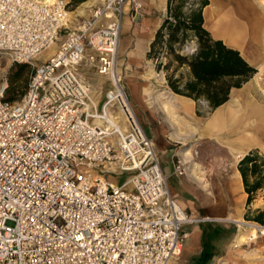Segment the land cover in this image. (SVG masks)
Wrapping results in <instances>:
<instances>
[{
	"label": "built area",
	"instance_id": "obj_1",
	"mask_svg": "<svg viewBox=\"0 0 264 264\" xmlns=\"http://www.w3.org/2000/svg\"><path fill=\"white\" fill-rule=\"evenodd\" d=\"M188 4V3H187ZM95 0H0V53L34 66L22 97L0 89V264H177L192 222L171 197L154 142L117 72L126 9ZM72 24V26H68ZM91 68L111 89L98 105ZM128 173L121 184L104 174ZM174 171L185 173L178 160Z\"/></svg>",
	"mask_w": 264,
	"mask_h": 264
},
{
	"label": "crops",
	"instance_id": "obj_2",
	"mask_svg": "<svg viewBox=\"0 0 264 264\" xmlns=\"http://www.w3.org/2000/svg\"><path fill=\"white\" fill-rule=\"evenodd\" d=\"M89 1L91 4L92 0ZM136 1L141 6L139 12L133 13L127 7L120 30L118 53L126 55L125 62L146 57L167 7V0ZM263 1L208 0L202 10L204 27L215 39L239 51L257 70L256 74L264 69ZM253 80L259 83L256 78ZM253 84L231 89L229 99L207 118L196 114L192 99L171 91L170 103L166 102V111L171 110L170 119L151 129L139 120L154 142L171 197L192 220L182 227L188 237L177 264H210L214 243L219 240L215 231L219 221L244 219L247 193L237 164L250 150L264 154V103L246 99L253 90L260 94ZM139 96L147 108L143 93ZM180 142L190 147L176 149L175 143ZM163 155H169L168 168L162 165ZM178 160L185 166L181 175L174 171ZM260 190L251 203L253 208L262 206L264 187ZM220 244L226 243L220 240Z\"/></svg>",
	"mask_w": 264,
	"mask_h": 264
},
{
	"label": "trees",
	"instance_id": "obj_3",
	"mask_svg": "<svg viewBox=\"0 0 264 264\" xmlns=\"http://www.w3.org/2000/svg\"><path fill=\"white\" fill-rule=\"evenodd\" d=\"M81 1L69 0L68 6ZM207 4L208 0H167L163 21L146 52V58L155 62L156 71L164 72L168 88L196 103L197 115H202L198 109L200 100L211 112L229 99L231 89L241 87L256 72L239 51L215 39L204 27L202 10ZM163 58H167L166 62H162ZM24 92L14 95L8 87L3 99L14 102ZM237 168L248 206L264 187V156L257 149L250 150ZM244 218L264 225V208L255 209L252 216L247 208Z\"/></svg>",
	"mask_w": 264,
	"mask_h": 264
},
{
	"label": "rangeland",
	"instance_id": "obj_4",
	"mask_svg": "<svg viewBox=\"0 0 264 264\" xmlns=\"http://www.w3.org/2000/svg\"><path fill=\"white\" fill-rule=\"evenodd\" d=\"M85 1L87 0L77 2V5L70 4L71 6L69 7V10L72 12L70 14L72 18H76L75 15L79 14L77 10L79 7L81 10H84V8L81 7V4ZM68 26H72V24H68ZM121 35L124 40V34ZM56 44L57 47L55 50L58 49V43ZM52 54L53 53L49 48L40 53L29 63H16L11 62L7 55L0 53V89L4 88L3 96L6 95L8 87H10V92L14 95L24 92L34 66L43 60L48 59ZM125 57V54L121 56V54L118 53L117 72L121 77L122 87L128 100L134 107L138 120H142L147 129H151L152 127L155 128L157 125L162 124L166 119L171 118V110L166 111L168 108L166 102L170 101L169 96L171 90L166 84L164 72L162 70L156 71L155 62L146 57L139 61L129 62H125ZM166 60L167 58H163L162 62H166ZM20 65L22 66L20 67ZM256 72L247 80L248 82L246 81L247 84H245V82L242 86L245 87L249 83L256 84V81L253 80L256 78L259 81V83L256 84V88L257 92L260 94L256 93V90H253L246 99L251 102L264 103V69L258 74H256ZM82 74L83 77L92 83L99 92L97 100L98 105H100L106 97V92L111 89L110 82L106 77L97 75L94 70L88 67L83 69ZM140 92L143 93V100H145L147 108L141 104L139 96ZM198 104V109L202 113V115L198 116L202 118L209 117L211 112H207L208 108L205 101L200 100ZM174 147L183 151L190 147V144L180 142L175 143ZM259 154L264 156V154L260 152ZM162 165L164 168L169 167V155H163ZM104 177L114 184H121L128 178V173L117 171L104 174ZM260 192H263V190H260ZM260 192H257L255 199H257ZM254 201L255 200L251 203ZM262 202V206L258 208H264V197ZM251 203L248 206L246 205L245 209H250V216L255 215V209H257L253 208ZM240 221L242 222L241 226H238L233 220L219 221V225L215 228V231L219 233V240L214 243L215 250L214 255L211 256L212 262L210 264H264V235L258 234V238H253L252 240L247 238L245 241L246 243L244 242V244H240L241 246L236 245V242L234 247L230 246L238 229H241L245 234H248L247 232L251 225H262L253 220H246L245 218ZM220 240H224L226 244L221 245Z\"/></svg>",
	"mask_w": 264,
	"mask_h": 264
},
{
	"label": "bare ground",
	"instance_id": "obj_5",
	"mask_svg": "<svg viewBox=\"0 0 264 264\" xmlns=\"http://www.w3.org/2000/svg\"><path fill=\"white\" fill-rule=\"evenodd\" d=\"M95 0H92V3L94 2ZM90 3V1L88 0V2H83L82 4H81V7H84L85 9L86 8H88L91 4H89ZM89 4V5H88ZM88 5V6H87ZM262 5L264 6V1H263V3H262ZM78 10V12H80V13H82L83 12V10H81L80 8H78L77 9ZM72 12H69L68 13V19L72 22L74 19V17L72 18L71 16H70V14H71ZM76 16V15H75ZM55 44L56 43H54L53 45H51L49 48L51 49V51H52V53L54 54L55 52H56V47H57V44H56V46H55ZM48 48V49H49ZM52 54V55H53ZM51 55V56H52ZM150 72V71H149ZM151 73V72H150ZM98 94V96H99V93H97ZM236 223H237V225L238 226H241V224H242V222L241 221H235ZM238 233H237V235L235 236V241L234 242H236V245H240V244H242V243H244L246 240H247V238L249 239H253V238H258V234H260V235H264V225L262 226H256V225H251L250 226V229L248 230V234H245L241 229H238V231H237Z\"/></svg>",
	"mask_w": 264,
	"mask_h": 264
}]
</instances>
